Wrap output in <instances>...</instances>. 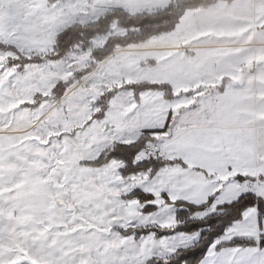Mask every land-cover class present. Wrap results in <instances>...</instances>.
<instances>
[{"label": "snow or ice", "instance_id": "1", "mask_svg": "<svg viewBox=\"0 0 264 264\" xmlns=\"http://www.w3.org/2000/svg\"><path fill=\"white\" fill-rule=\"evenodd\" d=\"M0 264H264V0H0Z\"/></svg>", "mask_w": 264, "mask_h": 264}, {"label": "crops", "instance_id": "2", "mask_svg": "<svg viewBox=\"0 0 264 264\" xmlns=\"http://www.w3.org/2000/svg\"><path fill=\"white\" fill-rule=\"evenodd\" d=\"M220 23H222V24L223 23H227V21L226 20H221ZM224 47H227V46H224ZM161 51H163V50H161Z\"/></svg>", "mask_w": 264, "mask_h": 264}]
</instances>
